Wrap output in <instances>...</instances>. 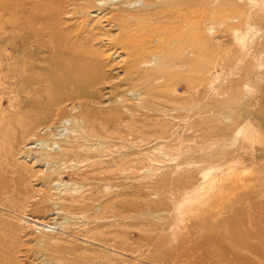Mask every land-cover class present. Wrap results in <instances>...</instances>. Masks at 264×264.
<instances>
[{
    "label": "rangeland",
    "instance_id": "1",
    "mask_svg": "<svg viewBox=\"0 0 264 264\" xmlns=\"http://www.w3.org/2000/svg\"><path fill=\"white\" fill-rule=\"evenodd\" d=\"M219 2L212 24L220 46L206 44L203 52L224 56L222 64L198 71L169 61L168 88L149 108L131 96L102 107L103 86L119 83L93 84L91 127L51 116L26 120L32 128L24 137L12 128L4 150L72 142V152L56 157L66 163L54 174L27 158L12 167L1 150L0 264H264V0ZM228 17L242 41L226 48ZM114 115L125 124H113ZM131 119L138 128L126 125ZM82 160L89 171L74 173ZM104 215L112 228L102 227ZM137 226L151 232L148 239ZM111 230L120 248L82 241L86 232ZM181 240L192 253L175 261L168 255Z\"/></svg>",
    "mask_w": 264,
    "mask_h": 264
},
{
    "label": "bare ground",
    "instance_id": "2",
    "mask_svg": "<svg viewBox=\"0 0 264 264\" xmlns=\"http://www.w3.org/2000/svg\"><path fill=\"white\" fill-rule=\"evenodd\" d=\"M54 1L0 0V12L10 8L20 14L15 18L0 16V152L7 144L4 141L7 135H14L12 128L23 129V137L32 128V124L26 122L28 119L44 121L53 116V120L58 121L69 116L79 128L94 126L88 107L94 99L90 88L107 78L119 85L103 86L106 90L102 107L125 102L127 96H131L141 107L149 108L153 99L168 88L169 61L195 67L198 71L203 67L210 71L224 62V56L215 51L204 53L203 48L206 44L213 50L220 46L215 40L217 29L212 24L213 16L217 14L218 1L220 5H231L232 0ZM234 19L228 17L223 22L230 33L228 41L223 43L226 48L242 41L233 27ZM3 25H9L12 33L2 28ZM106 71L108 75L104 74ZM122 81L127 84L125 87ZM198 91L194 86V93ZM114 118L113 124L117 127L125 124L118 115ZM155 124L147 122L149 128ZM126 125L138 128L132 119ZM158 125L163 127L164 122ZM71 143L52 146L54 150L43 146L31 150L27 141L22 146L4 150L3 158L15 168L22 167L21 161L27 158L40 172L45 167L55 174L66 163L56 157L71 153L66 149ZM76 153L74 150L73 154ZM86 161L74 162V173L87 174L90 167ZM37 175L30 171L31 177ZM112 216L104 215L102 227H113ZM135 228L143 239L149 238L151 232ZM86 233L79 239L86 241L91 237L105 248H120L114 230L92 236ZM190 246L188 240H181L168 256L175 261L184 260L191 256V250L187 249ZM133 252L136 251L131 250ZM118 262L115 258L104 264Z\"/></svg>",
    "mask_w": 264,
    "mask_h": 264
}]
</instances>
